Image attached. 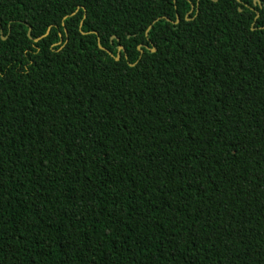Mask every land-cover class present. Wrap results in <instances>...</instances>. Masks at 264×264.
Listing matches in <instances>:
<instances>
[{
	"label": "trees",
	"instance_id": "1",
	"mask_svg": "<svg viewBox=\"0 0 264 264\" xmlns=\"http://www.w3.org/2000/svg\"><path fill=\"white\" fill-rule=\"evenodd\" d=\"M0 264H264V0H0Z\"/></svg>",
	"mask_w": 264,
	"mask_h": 264
},
{
	"label": "water",
	"instance_id": "2",
	"mask_svg": "<svg viewBox=\"0 0 264 264\" xmlns=\"http://www.w3.org/2000/svg\"><path fill=\"white\" fill-rule=\"evenodd\" d=\"M254 1H255V0H254ZM119 49L121 50V49H122V46H120Z\"/></svg>",
	"mask_w": 264,
	"mask_h": 264
}]
</instances>
